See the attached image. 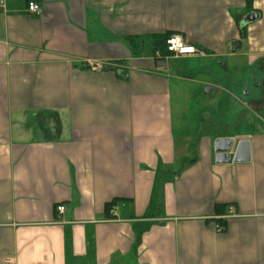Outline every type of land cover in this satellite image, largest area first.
Here are the masks:
<instances>
[{
	"label": "crops",
	"instance_id": "1",
	"mask_svg": "<svg viewBox=\"0 0 264 264\" xmlns=\"http://www.w3.org/2000/svg\"><path fill=\"white\" fill-rule=\"evenodd\" d=\"M2 1L0 264H264V77L253 133L177 143L167 64L263 73L264 0ZM168 34L200 55L156 58ZM219 138L250 161L216 164Z\"/></svg>",
	"mask_w": 264,
	"mask_h": 264
},
{
	"label": "rangeland",
	"instance_id": "2",
	"mask_svg": "<svg viewBox=\"0 0 264 264\" xmlns=\"http://www.w3.org/2000/svg\"><path fill=\"white\" fill-rule=\"evenodd\" d=\"M246 62L245 57L167 62L168 68L175 70L170 73V91L172 129L177 143L185 137L192 144L201 135L248 136L258 129L263 116L250 101L260 96L261 91L255 86L261 82L264 71L256 65L249 67ZM212 83L223 85L225 91L213 88L206 94Z\"/></svg>",
	"mask_w": 264,
	"mask_h": 264
},
{
	"label": "water",
	"instance_id": "3",
	"mask_svg": "<svg viewBox=\"0 0 264 264\" xmlns=\"http://www.w3.org/2000/svg\"><path fill=\"white\" fill-rule=\"evenodd\" d=\"M257 16L253 13L243 18L242 25L254 22ZM209 89L206 90L208 92ZM214 161L216 164H242L250 161V145L247 140H240L234 145L232 138H219L213 143Z\"/></svg>",
	"mask_w": 264,
	"mask_h": 264
},
{
	"label": "built area",
	"instance_id": "4",
	"mask_svg": "<svg viewBox=\"0 0 264 264\" xmlns=\"http://www.w3.org/2000/svg\"><path fill=\"white\" fill-rule=\"evenodd\" d=\"M3 1L0 0V10L3 9ZM27 10L30 13L34 14H40L39 7L34 3H28ZM165 52L167 53V56L165 57H171V58H181V57H189V56H197L200 55V52L197 51L193 46H190L186 42L183 41V39L177 35V34H171L165 41ZM156 58H164L160 52H155ZM64 208L62 206H58L56 208L57 214L60 216L63 213ZM229 215L227 218L231 217L233 215L232 208H230ZM110 214H112V211H110ZM224 230L221 226H216L217 232H222Z\"/></svg>",
	"mask_w": 264,
	"mask_h": 264
},
{
	"label": "trees",
	"instance_id": "5",
	"mask_svg": "<svg viewBox=\"0 0 264 264\" xmlns=\"http://www.w3.org/2000/svg\"><path fill=\"white\" fill-rule=\"evenodd\" d=\"M170 35H171V34H170ZM170 35L168 34V35H166V36L159 37V38L156 37V39H154V44L151 46V49H149V50H151L150 53H151L152 55H154L155 52L158 51V52L161 53V55H162L163 57L167 56V53L165 52V41H166V39H167ZM125 40H126L128 46H129L130 48L137 49L138 51H143V43H144V42H143L142 40L136 41V40L133 39V38H127V39H125ZM112 205H113V204H112ZM110 206H111V205L107 206V209H109Z\"/></svg>",
	"mask_w": 264,
	"mask_h": 264
}]
</instances>
